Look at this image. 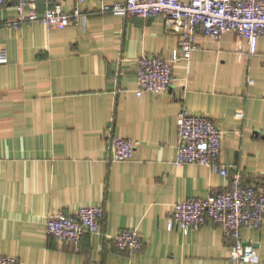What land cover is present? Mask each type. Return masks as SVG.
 <instances>
[{"label": "crops", "instance_id": "obj_1", "mask_svg": "<svg viewBox=\"0 0 264 264\" xmlns=\"http://www.w3.org/2000/svg\"><path fill=\"white\" fill-rule=\"evenodd\" d=\"M117 1L55 0L82 13L65 29L12 28L15 4L0 12V255L19 264H238L217 223L185 234L169 221L175 203L226 191L237 173L264 192V38L248 59L237 32L219 41L200 32L191 57L174 64L172 86L138 96L137 59H170L181 37L161 17L101 11ZM45 5L38 0L40 11ZM183 109L224 131L228 175L176 163ZM114 137L138 141L131 160L111 159ZM89 206L105 210L102 234H86L80 249L48 237L50 217ZM125 229L141 233L142 252L114 246ZM241 233L258 251L246 264H264V224Z\"/></svg>", "mask_w": 264, "mask_h": 264}, {"label": "built area", "instance_id": "obj_2", "mask_svg": "<svg viewBox=\"0 0 264 264\" xmlns=\"http://www.w3.org/2000/svg\"><path fill=\"white\" fill-rule=\"evenodd\" d=\"M45 1V8L40 11L38 0H0V12L9 3L15 4L16 20L6 24L12 28L38 22L47 27L65 29L82 17L78 8L66 13L55 0ZM79 2L84 3L85 0ZM101 11L125 18L161 17L167 29L181 37L180 46L172 58L145 54L137 59L138 96L146 92L159 95L172 86L174 64L191 57L200 32L215 41L227 32H237L248 42L246 53L238 49L239 57L246 56L248 59L256 55L258 39L264 38V0H123L105 3ZM1 26L0 22V31ZM249 83L253 84L254 80L250 79ZM237 117L245 119V112L239 111ZM177 125V164H199L215 173L229 174L228 168L220 162L225 133L211 117L183 109L178 114ZM137 144L138 141L133 138L114 137L111 140V159L131 160ZM105 214L104 208L95 206L82 207L74 213L60 211L48 219L47 235L80 249L86 234L103 233ZM209 221L220 225L225 237L233 242L232 261L238 264L253 262L258 257L257 248L244 241L241 231L243 228H262L264 192L254 185L244 184L241 174L237 173L226 191L175 203L169 229L179 227L188 234ZM111 240L123 252L140 253L145 247L143 236L136 229L119 231ZM0 264H19V260L0 255Z\"/></svg>", "mask_w": 264, "mask_h": 264}]
</instances>
